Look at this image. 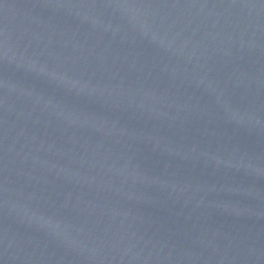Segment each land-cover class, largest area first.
<instances>
[{
  "label": "water",
  "instance_id": "water-1",
  "mask_svg": "<svg viewBox=\"0 0 264 264\" xmlns=\"http://www.w3.org/2000/svg\"><path fill=\"white\" fill-rule=\"evenodd\" d=\"M193 264H264V0H45Z\"/></svg>",
  "mask_w": 264,
  "mask_h": 264
}]
</instances>
